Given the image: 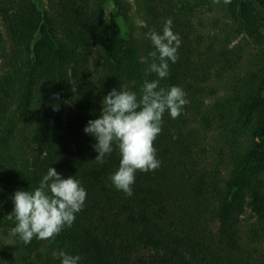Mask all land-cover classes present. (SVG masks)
Listing matches in <instances>:
<instances>
[{"label":"trees","instance_id":"trees-1","mask_svg":"<svg viewBox=\"0 0 264 264\" xmlns=\"http://www.w3.org/2000/svg\"><path fill=\"white\" fill-rule=\"evenodd\" d=\"M46 1L0 0V264H61V251L78 264H264L252 245L264 248V0H111L115 13L108 0ZM169 19L181 44L160 86L189 102L164 113L161 165L137 171L129 197L110 179L118 148L94 162L84 128L112 89L139 96L157 78L147 34ZM49 167L86 201L71 228L26 245L12 197Z\"/></svg>","mask_w":264,"mask_h":264},{"label":"clouds","instance_id":"clouds-1","mask_svg":"<svg viewBox=\"0 0 264 264\" xmlns=\"http://www.w3.org/2000/svg\"><path fill=\"white\" fill-rule=\"evenodd\" d=\"M219 4L220 0H213ZM225 5L231 0H223ZM154 47L149 53L152 62L145 71L147 76L154 73L156 79H145L140 95L124 90L112 89L102 100L99 118L89 120L84 128L96 143L98 153L94 162L103 164L115 145L119 150L118 170L110 177L117 190L127 196L133 195L137 171L147 173L157 170L161 161L156 157L153 144L162 131L163 115L167 111L176 119L183 107L189 102L186 93L178 86L164 88L160 82L169 76V62L178 60L181 40L172 31L171 19L165 22L162 32L151 30L148 34ZM86 190L81 182L72 176L62 178L55 168L49 167L39 186L32 191L17 190L13 197L14 209L7 215L15 218L16 225L11 229L13 236L18 235L24 244L33 238L54 239L65 228H71L76 214L85 204ZM61 258V264H78L80 257L63 251L53 252Z\"/></svg>","mask_w":264,"mask_h":264},{"label":"rangeland","instance_id":"rangeland-1","mask_svg":"<svg viewBox=\"0 0 264 264\" xmlns=\"http://www.w3.org/2000/svg\"><path fill=\"white\" fill-rule=\"evenodd\" d=\"M37 2L42 9L47 8V1L46 0H37ZM105 6H106L107 13H110V12L115 13L118 10V6L111 0H108L105 3ZM133 11L136 12V10H133ZM207 19L209 21L211 19V16L207 17ZM117 20H118V23L120 24V27H121L123 34L126 35L129 32V25H128L127 21L122 16L117 17ZM136 20L140 22V18L138 16H137ZM100 55H101L100 51H97L94 54L92 61L93 62L96 61ZM246 217H247V219L249 218L250 220H254V217L250 216V214L249 215L246 214ZM246 217L244 218L245 220H246ZM243 224H245L243 227V234H245V231L247 230L248 227H246V225H247L246 222H243ZM3 245H4V241L0 240V247ZM252 245L254 248H256L255 250L257 251V255H260V256L263 255L264 256V248L260 247V244L256 245L253 242Z\"/></svg>","mask_w":264,"mask_h":264}]
</instances>
